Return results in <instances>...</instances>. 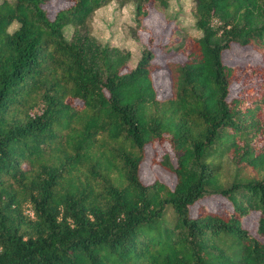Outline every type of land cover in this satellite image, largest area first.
I'll return each mask as SVG.
<instances>
[{"label":"trees","instance_id":"16d2710c","mask_svg":"<svg viewBox=\"0 0 264 264\" xmlns=\"http://www.w3.org/2000/svg\"><path fill=\"white\" fill-rule=\"evenodd\" d=\"M47 1L0 0V264H264V0H193L200 33L162 48L183 59L144 44L133 66L87 26L108 0ZM132 1L138 28L167 4ZM231 44L259 57L228 64ZM163 140L172 186L140 177Z\"/></svg>","mask_w":264,"mask_h":264},{"label":"rangeland","instance_id":"374dc122","mask_svg":"<svg viewBox=\"0 0 264 264\" xmlns=\"http://www.w3.org/2000/svg\"><path fill=\"white\" fill-rule=\"evenodd\" d=\"M10 1V0H9ZM108 0L106 3L97 7L88 17L87 26L101 43L115 45L124 50H128L130 57L129 66H133L140 55L142 46L145 44L154 51L153 60L158 63H164L166 60L183 59L180 53H164L162 48L165 42L172 35V28L178 26L179 29L186 30L191 34L198 35L200 32L194 27L193 0H167L165 6L157 4L156 7L150 8L146 17L141 19V28H138L133 17V1ZM68 4L65 0H48L43 4L49 16H52L58 8ZM16 26L12 22L8 30ZM70 27L65 28L68 34ZM180 31V30H179ZM259 55L252 51L249 46L241 47L231 44L223 52V60L231 65L243 64L246 60H256ZM152 82L157 96L169 94V82L165 69H158L151 73ZM237 91L236 83L231 86V92ZM167 153L169 159L173 161V155L166 141H155L145 147V157L140 164V177L144 182H150L158 179L169 186L174 182L173 173L164 169L158 159ZM199 203L205 204L208 208H214L218 204L228 206L226 201L219 197H207L201 199ZM199 204L196 205V207ZM196 208H192L191 213H195ZM255 212L246 215L243 218V225L249 230H254Z\"/></svg>","mask_w":264,"mask_h":264}]
</instances>
